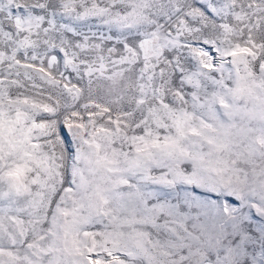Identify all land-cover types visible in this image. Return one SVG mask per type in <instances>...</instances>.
Masks as SVG:
<instances>
[{
	"label": "snow or ice",
	"instance_id": "snow-or-ice-1",
	"mask_svg": "<svg viewBox=\"0 0 264 264\" xmlns=\"http://www.w3.org/2000/svg\"><path fill=\"white\" fill-rule=\"evenodd\" d=\"M0 264H264V0H0Z\"/></svg>",
	"mask_w": 264,
	"mask_h": 264
}]
</instances>
